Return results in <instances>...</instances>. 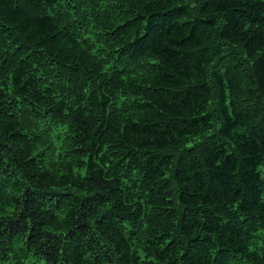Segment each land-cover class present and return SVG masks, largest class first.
I'll return each mask as SVG.
<instances>
[{
    "label": "trees",
    "instance_id": "obj_1",
    "mask_svg": "<svg viewBox=\"0 0 264 264\" xmlns=\"http://www.w3.org/2000/svg\"><path fill=\"white\" fill-rule=\"evenodd\" d=\"M0 264H264V0H0Z\"/></svg>",
    "mask_w": 264,
    "mask_h": 264
}]
</instances>
